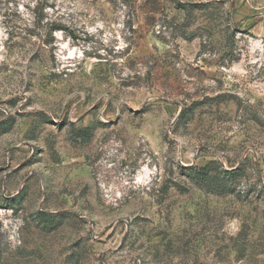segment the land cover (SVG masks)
<instances>
[{"label":"rangeland","instance_id":"374dc122","mask_svg":"<svg viewBox=\"0 0 264 264\" xmlns=\"http://www.w3.org/2000/svg\"><path fill=\"white\" fill-rule=\"evenodd\" d=\"M0 264H264V0H0Z\"/></svg>","mask_w":264,"mask_h":264},{"label":"trees","instance_id":"16d2710c","mask_svg":"<svg viewBox=\"0 0 264 264\" xmlns=\"http://www.w3.org/2000/svg\"><path fill=\"white\" fill-rule=\"evenodd\" d=\"M186 116V114L185 113H183L182 115H181V118H184ZM229 174V173H228ZM232 175H234L235 174V172H232L231 173ZM40 216H43V217H45V221H47L48 220V216L46 215V214H40ZM49 221V220H48ZM47 221V222H48Z\"/></svg>","mask_w":264,"mask_h":264}]
</instances>
